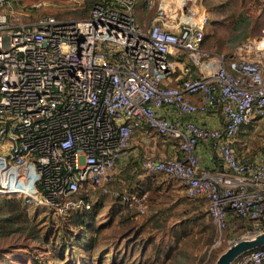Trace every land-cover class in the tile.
Returning <instances> with one entry per match:
<instances>
[{"label":"built area","instance_id":"2783aa9c","mask_svg":"<svg viewBox=\"0 0 264 264\" xmlns=\"http://www.w3.org/2000/svg\"><path fill=\"white\" fill-rule=\"evenodd\" d=\"M197 1L158 0L145 27L137 0H95L83 19L33 22L0 0V194L59 215L89 208L78 191L117 195L108 187L115 167L135 134L153 131L175 141L179 155L145 158L147 173L173 177L186 198L205 200L219 231H264V148L249 155L236 146L241 128L264 116V34L236 61L210 56L201 48L210 14ZM208 114L211 123L195 119ZM200 144L220 165L201 168ZM230 264H264V247Z\"/></svg>","mask_w":264,"mask_h":264},{"label":"rangeland","instance_id":"374dc122","mask_svg":"<svg viewBox=\"0 0 264 264\" xmlns=\"http://www.w3.org/2000/svg\"><path fill=\"white\" fill-rule=\"evenodd\" d=\"M94 1L10 0V3L14 11L16 7L31 11L26 17L15 12L17 20L33 22L46 15L83 19ZM157 3L158 0H152L150 7L139 6L141 20L138 22L145 24L141 25L148 27L154 21ZM203 3L211 7L208 9L210 23L201 45L208 55H223L227 64L236 61L239 53L243 54L241 47L258 41L264 34V0H198V7L207 11ZM241 11L251 21L247 31L235 42L243 31L236 28ZM208 55L201 56L200 60L204 62ZM184 63L191 64V61L185 59ZM137 134L131 143L133 151L117 164L108 182L116 197L103 194L97 188L86 193L94 210L91 228L71 232L67 228H73L72 213L59 215L19 200L27 222L32 225V234L23 231L1 238L0 251L6 258L13 264H32L31 253L48 264H214L219 254L238 240L243 231H219L211 221L205 200L186 198L182 185L173 177L162 173L148 175L142 168L143 160L170 158L166 146L177 145L153 131L145 142L138 141ZM237 139L239 150L246 154L253 155L263 149L264 116L246 126ZM133 187L142 191L140 196L145 194L141 202L123 205L115 200ZM81 234L96 237L92 250L85 249ZM59 249L61 253H56Z\"/></svg>","mask_w":264,"mask_h":264},{"label":"trees","instance_id":"16d2710c","mask_svg":"<svg viewBox=\"0 0 264 264\" xmlns=\"http://www.w3.org/2000/svg\"><path fill=\"white\" fill-rule=\"evenodd\" d=\"M203 5H204L205 9L207 10V12H208V9L209 10L211 9V7L208 6L207 4L203 3ZM15 10H16L15 12H17V14L19 13L22 16L29 15V14L31 15V11L28 8L27 9H24V8L20 9V8L16 7ZM240 15L241 16L237 19L236 28H242L243 31L237 35L235 42L240 40V38H241L240 34L247 31V27L249 26L250 21H251L249 16H247V13L245 11H241ZM205 36H206V34L204 35V38L202 39L201 45L203 44V42L205 40ZM257 119H259V117L256 118L253 121V123ZM130 149L131 148H129V151H130ZM129 151H128L127 155H129ZM156 174L157 173H154V174L148 173V175H150V176H155ZM89 189H93V188L89 187ZM89 189H88V192L81 189L76 194L78 199H82L84 201H89V203H90L89 208H84V207L70 208V209H66L62 213V214L72 213L70 216V218H71L70 221H71L73 228L72 229L67 228L71 232H73V229H79V230L83 229L86 231V229H88L89 227L91 228L90 224H91V222H94V220H95V217L92 214V211H94L93 207H92V202L90 201L89 197L86 194V193H90ZM128 192L140 194V192H142V191H137V189L133 187ZM0 195H1L0 196V239L4 238L6 236H10L16 232L19 233V232L26 231V233L32 234V231H31L32 225L27 222V220L24 216L25 210H24V207L19 202L20 198L15 197V196H9L6 194H0ZM114 197H116V195H114ZM115 200L118 201L119 203L123 204V205L128 204L127 202H122L121 196H120V198H115ZM80 241L85 244V249L89 251V250H92L94 248L95 243H96V237L95 236L93 238L92 237H86V236L81 234ZM60 251H62V250L59 249V251L56 253H61ZM29 255L32 259V264H48L46 261H44L42 263L41 259L38 258L37 256H34V254H32V253ZM1 262L4 264H13L11 262V259L6 258L5 254H3L2 251H0V263Z\"/></svg>","mask_w":264,"mask_h":264},{"label":"crops","instance_id":"0c3cea01","mask_svg":"<svg viewBox=\"0 0 264 264\" xmlns=\"http://www.w3.org/2000/svg\"><path fill=\"white\" fill-rule=\"evenodd\" d=\"M139 6H144L143 8H145L146 7L145 0H142V1L137 0V2L135 4V16H136L137 21L138 20H141V17L139 16V13H138V10H137V9H139ZM141 24H144V23H141ZM198 73L199 72L197 71L196 68H192L191 74L198 75ZM180 75H182V72L180 73ZM170 83L171 84H174V83H176V80L173 79ZM165 114L167 116H169V117H172L174 115L171 110L165 112ZM213 115L214 114H208V115H203V116H196L195 119L197 121H200L201 123H211L212 120H213ZM247 126H249V125H247ZM245 127L246 126H243L241 128V130L237 134V137H239V135L243 132V130L245 129ZM137 135H138V139H139L138 141H144L145 142L149 138V136H148L147 139H144L143 138L144 135H143L142 132H138ZM237 137H236V146H237V149L239 150L237 143L240 142V140L237 139ZM166 147H167V150H168V153H169L170 156L174 157V156H178L179 155L178 147H176V146H174L172 144H168V146H166ZM132 148H133V146L131 147V149L129 151V154H131V152L133 151ZM197 154H198V156L200 158V163H201V168L202 169L212 170V169L215 168V166L220 165V160L218 158L214 157L211 154V152L209 151V149L205 145H203V144L198 145V147H197Z\"/></svg>","mask_w":264,"mask_h":264},{"label":"water","instance_id":"95a60500","mask_svg":"<svg viewBox=\"0 0 264 264\" xmlns=\"http://www.w3.org/2000/svg\"><path fill=\"white\" fill-rule=\"evenodd\" d=\"M260 247H264V231L242 237L231 243L219 254L214 264H230L236 257Z\"/></svg>","mask_w":264,"mask_h":264}]
</instances>
